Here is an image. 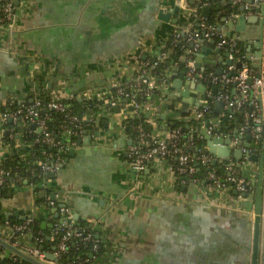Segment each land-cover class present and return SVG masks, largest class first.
<instances>
[{"label": "crops", "instance_id": "0c3cea01", "mask_svg": "<svg viewBox=\"0 0 264 264\" xmlns=\"http://www.w3.org/2000/svg\"><path fill=\"white\" fill-rule=\"evenodd\" d=\"M18 1L13 25L0 26V106L17 107L53 96L84 104L91 101L93 108L86 116L88 127L71 148L75 153L70 155L69 150L65 159H58L55 178L44 180L38 189L28 180L14 178L9 189H0L1 219L22 223L33 217L50 235L62 220L60 208L66 206L80 223L95 230L94 237L103 247L101 257L91 264H253L255 190L248 200H240L233 188L216 189L179 176L160 157L151 160L148 169L133 174L129 151L135 134L126 125L131 108H94L97 93L131 81L146 60L163 52L171 56L175 44L188 53V38L203 22L214 19L217 26H224V34L233 36L221 19H230L239 7L229 0H205L211 15L204 17L201 6L189 4L190 15H181L176 24L159 19V11L170 10L173 0ZM259 28L258 22L249 23L239 32L244 55L256 52L253 44ZM201 39L199 45L210 53L201 57L182 54V65H175L169 75L170 90H163L157 104L143 108L150 129L158 135H167L175 122H184L187 148L206 145L202 130L210 117L195 119L192 112L199 107L182 113L183 101L199 100L201 108L211 107V117L220 124L227 114L225 109L224 114L217 111V96L201 100L204 93L199 84L207 86L209 79H196L198 86L187 83L191 58L196 63L200 60L204 69L197 68L199 72L216 74L224 61L207 63L211 54L217 60L230 55V48H220L212 38ZM214 88L226 89L232 97L239 95L234 84L222 88L213 83L206 95H212ZM186 89L188 96L183 95ZM250 106L232 117L234 127L237 123L239 130L248 127ZM25 132L24 125L0 120V165L9 157L33 153ZM247 134L245 130L241 135ZM262 137L263 141L252 143L259 155L264 150V132ZM251 166L253 172L247 173L257 181L258 163ZM53 193L58 198L50 206ZM0 234L20 247L35 244L29 233L18 234L4 222ZM4 256L13 255L4 249ZM258 264H264V210Z\"/></svg>", "mask_w": 264, "mask_h": 264}, {"label": "built area", "instance_id": "2783aa9c", "mask_svg": "<svg viewBox=\"0 0 264 264\" xmlns=\"http://www.w3.org/2000/svg\"><path fill=\"white\" fill-rule=\"evenodd\" d=\"M201 6L205 0H196ZM232 6L238 7L242 4H246L249 8H257L261 4H264V0H229ZM17 8L16 0H0V26L13 25L15 10ZM215 39L220 48H230L231 52L229 59L234 63L228 66V69L224 71L222 75H217L211 71L208 73H202L195 67L194 61L190 59V66H188L187 78L201 79L207 78L213 84H221L224 87L234 84L239 95L232 97L227 91L221 90L217 95V100H223L225 102V110L228 118L234 117V115L246 105L251 104V112L248 118L253 120L252 133L253 138L257 142L264 132V60L263 69L260 77L259 72L254 69L249 61L241 54V46L238 40L233 36H228L219 30L216 23L203 22L200 25L198 31L192 33L188 38L190 41L195 42V49L188 48L189 53L194 52L199 46V40L202 38ZM191 56V55H190ZM166 57V53L163 52L154 61H145L139 68L138 73L134 75L131 81L127 83L116 84L113 90L100 91L96 94V104L102 103L101 108L108 106L111 108L123 107L131 108L132 115L126 118V120L136 118L138 121L132 122V129L136 133L135 141L130 147V157L132 159V171L142 172L146 165L156 157H160L168 162L169 167L176 174L181 177L188 176L195 183L203 184L216 189L233 188L239 192V195L250 194L255 190L256 180L249 174L250 169L247 168L246 160L242 161L243 166L239 167L235 161L220 160L212 154H202L201 152L191 153L188 150L194 146L191 145L187 148L186 144L181 145L184 138V132L181 126L172 129L167 135H158L156 132L150 129L149 124L141 122V114L143 112V106L138 100V94L141 92L143 98L146 100V104L153 106L157 104L159 96H162L163 90L169 91V80L166 77L162 78V82L150 73L151 66H157L160 59ZM192 57V56H191ZM236 62L242 63V68H237ZM249 79L253 82L250 84ZM129 90H132L130 92ZM261 95L263 98V104L257 101V96ZM257 104L254 106L255 100ZM216 99V98H215ZM71 103L66 100L50 96L47 98H37L32 104H26L21 106H14L13 104L0 106V120L3 123L11 121L15 125H24L26 135L31 139L29 140L33 148L36 144L45 145V149H41L40 152L44 155V161L40 162L41 170L45 173L57 172L58 159L52 150H56L57 153L69 152L71 148L76 146V138L83 133L82 118L75 114H69L68 111L71 108ZM255 108V109H254ZM47 111H56L65 113L67 116V124L62 126V136L59 138L54 136V133L48 128L47 122L51 115ZM195 119H208V133L219 136V132H215V127H219L220 121L214 119L212 115L211 107L205 106L203 108H195L192 112ZM36 127L33 128L32 125ZM247 126H243L239 130V134L244 133ZM40 130V132L38 131ZM240 134V135H241ZM240 138L234 139L236 144ZM193 144V143H191ZM58 155V154H57ZM23 160H27V164H32V161L28 159V156L22 157ZM212 164H221L223 166V172L219 173L217 169H212ZM202 166L208 167L207 173L200 177L197 176V172ZM247 171H249L247 173ZM10 176L9 171L0 170V186L5 179ZM58 194L55 193V200L49 202L50 206H55L57 202ZM60 214L62 220L57 225V230L64 232L61 239L57 243L52 252L56 258L61 256L62 253L68 250L69 241L72 237L80 238L86 242H93V251L96 252L100 246V241L94 237L93 233H84V231L74 229V219L70 209L66 206L60 208ZM33 217H27L22 223L13 224L11 221L6 220L5 224L12 227V229L20 234L30 230ZM41 238H37L34 246L22 247L31 255L44 260L46 253L38 249V242ZM18 245V244H16ZM19 246V245H18ZM1 249H3L0 246ZM14 258H17L13 256ZM92 260H97L98 256L94 253L91 254ZM89 261V260H88ZM73 264H87L83 261H74Z\"/></svg>", "mask_w": 264, "mask_h": 264}, {"label": "water", "instance_id": "95a60500", "mask_svg": "<svg viewBox=\"0 0 264 264\" xmlns=\"http://www.w3.org/2000/svg\"><path fill=\"white\" fill-rule=\"evenodd\" d=\"M174 6L170 10L161 9L159 11V19L163 22H173L178 24L180 22L179 17L181 15L189 16V10L188 5L196 6L198 5V8H200V3H198L196 0H173ZM251 1V0H247ZM19 4V1L16 0V5ZM238 11L240 14H237V12H233L232 17L229 19V17H223L221 19L222 22H227V25L232 29L233 37L234 39L241 41L239 37V32L245 31L247 28V25L249 23H259L260 28L258 32V37H256V40L254 42V48H256V52L252 53L251 55L246 54L245 58L250 62L251 66L259 71L258 76L260 77V73L263 69V60H264V4H261L257 8H248L246 4H242L238 6ZM202 9V15L204 17H209L211 15V7L209 5H203L201 6ZM251 13V14H249ZM259 14L261 16H259ZM174 16V18H172ZM219 30H222L224 26L219 25ZM182 35L185 37L187 35V31L183 30ZM202 42V39L199 40V43ZM213 44L216 43L215 39H212ZM245 46L249 49V44L245 43ZM188 48L193 50L195 49V42L190 41L188 43ZM221 49L217 48L215 50L216 53H219ZM213 52V51H212ZM231 51H228V55ZM210 53V49H206L205 46L199 45L196 50L192 53H187L188 55H191L193 57H201L204 55H207ZM217 55V54H216ZM212 58L207 61L209 64H216L217 61L223 62L224 67H220L217 71V75H222L225 71V67L233 65V61L224 58H219L218 60L215 59L216 56L212 55ZM210 56V57H211ZM193 61H195L193 59ZM200 60H197V63H195V67L198 69H204L199 64ZM237 68H242L241 62H236ZM248 82L251 84L253 82L252 79H249ZM187 83H190L194 86L197 85L196 79L189 80ZM181 84V83H180ZM198 87L200 92H203L204 94L201 95V100L207 101L208 98H215L219 90L218 88H214L213 94L210 96L206 95V88L207 86H211V81L208 82L207 86L204 84H199ZM184 96H188L189 92L186 89L183 93ZM257 101L260 104H263V98L261 95L257 96ZM201 102L198 100L194 103H189L187 101L182 102V110L184 114H189V110L193 107H200ZM215 105L217 108V111L221 114H224L225 112V102L223 100H217L215 101ZM166 107H168L166 105ZM252 109V107L250 106ZM119 109V107H118ZM243 112H241L242 114ZM224 119H228V115H224ZM185 120H188V118H185ZM238 121V120H237ZM248 127L246 129V132L248 133L246 136H242L239 134V123L236 124L233 131L229 133L226 136V133H223L220 131L219 127H215V132H219V136H216L214 134L208 133V124L209 121L207 120L205 122V130H202V134L206 140V145L203 147L199 146H192L188 151L191 153L201 152L202 154L208 155L212 154L217 159H222L225 161H229L232 157L234 158L236 165L239 167L243 166V160H246L247 168L250 169L253 172V167L251 166V163H258V174H257V181H256V188H255V197H254V247H253V264H258L259 262V244H260V235H261V222H262V215L264 210V150L259 154H257L256 149L252 147V143L254 141L253 133H252V126L253 120L251 118L247 119ZM33 128L36 127L35 124L32 125ZM40 132V130H38ZM240 138V140L237 141V143H234V139ZM245 139V141L243 140ZM259 141H263V137L261 136L259 138ZM75 153L74 149L70 150V155H73ZM148 165H146V168L148 169ZM133 174H136L132 171ZM187 178H189L187 176ZM236 191V190H235ZM236 194L238 195V198L240 200H248L249 194H242L239 195V192L236 191ZM51 199L55 200V193L51 195ZM57 210V209H56ZM75 220H78V216L75 215L73 217ZM25 219V218H24ZM0 246L8 250L12 253L13 256L19 258L20 260H23L29 264H58L57 258L53 253H46V258L44 260H41L33 255H31L29 252H27L24 248L13 244L12 242H8L5 240L2 235L0 234Z\"/></svg>", "mask_w": 264, "mask_h": 264}, {"label": "trees", "instance_id": "16d2710c", "mask_svg": "<svg viewBox=\"0 0 264 264\" xmlns=\"http://www.w3.org/2000/svg\"><path fill=\"white\" fill-rule=\"evenodd\" d=\"M234 11L238 12V8H234ZM208 22L216 23L214 19H209ZM169 46L171 47L170 44ZM173 47L175 49L171 56L166 55L165 58L158 60L159 64L157 66L150 67V70H149L150 73L153 76H155L158 80H160V82H162L161 80L163 77H166L167 79L169 78V75L171 74L172 69L174 68L175 65L182 63L181 62L182 54L188 55L187 53L183 51V48L181 45L175 44L173 45ZM240 56H244V52L242 49H241ZM154 60L155 58H151L146 61L152 62ZM217 87L224 88V86H222L221 84H217ZM129 91L132 92V90H129ZM45 98L47 97H44V99ZM137 98L139 102L141 103V106H143L144 108V106L146 105V101H145L146 99L143 98V95L141 94V92L138 94ZM66 101L70 102L72 105L68 113L78 115L80 118H82L83 130L86 129L88 127L86 116L90 114L91 108H93L92 106L93 102L90 101L89 103L90 105H89V104H84L82 102H79L76 99H73L72 101L70 100H66ZM102 103L99 102V104L94 108L98 110V108L101 107ZM47 112H49L51 115L50 119L47 122L48 128L54 133V136H57L60 138L63 132L62 126L67 124V116L65 115V113H62V112H56V111H47ZM233 120L234 119L232 118L231 119L228 118L227 120L223 118L219 126L220 131H222L223 133L230 132L231 129H233L234 127ZM133 121L137 122L138 120L134 117L132 119L126 120V125L131 131H132ZM140 121L142 123L143 122L148 123V121L146 120V115L143 112L141 114ZM182 123L184 124V122ZM182 123L175 122V125L170 127L172 129H175L178 126H181L182 131L184 132L183 134L184 138L182 142L180 143L181 145L185 143L184 139L186 138V135H187L186 127ZM134 134H135L134 137H136L135 132ZM26 138L28 140H31L27 135H26ZM77 140L78 138H76V141ZM45 147H46L45 145L36 144V146L33 149V153L28 155V159L32 161V164H27V160H23L22 157L16 156V155L7 158L0 165V170L9 171L10 176H8L5 179L3 184L0 186V189L3 190V192L9 189V187L13 183L14 178H17L19 181L28 180L29 184L35 185L37 189H38L37 185L44 182V180L55 178L56 172L45 173L41 170L40 162L44 161L45 157L40 152V150L45 149ZM52 151L53 153H55L57 157H59V159H65L68 156V152L57 153L56 150H52ZM208 169H209L208 167L202 166L201 169L197 172V176H200V177L204 176L207 173ZM212 169H217L219 173L223 172V166L221 164H212ZM10 220L13 224L16 223L13 219H10ZM3 222L5 223V220L1 219L0 217V224ZM74 229L84 231V233H90V232L95 233V230L88 228L87 225H85L84 223H80L78 220H74ZM25 233H29L34 242H36L37 238H41V241L38 242L37 247L39 249L40 247H42L41 251L44 253L46 252L52 253L54 251L55 246L57 245L62 235L64 234V232H62L61 230H57V227H56L54 229L53 234L48 235L46 231L41 229L39 221L35 219H33L31 223L30 230ZM103 251L104 250L101 244L98 250L94 252L93 242H86L85 240H83L82 237L80 238L72 237L69 241L68 250L62 253L61 256L57 258V262L58 264H73L74 261H83L87 264H91L93 262V260L91 259V254L95 253L98 256V258H100L101 255L103 254ZM0 264H29V263L23 260H20L19 258H14L13 256H10V257L4 256V249L0 248Z\"/></svg>", "mask_w": 264, "mask_h": 264}, {"label": "rangeland", "instance_id": "374dc122", "mask_svg": "<svg viewBox=\"0 0 264 264\" xmlns=\"http://www.w3.org/2000/svg\"><path fill=\"white\" fill-rule=\"evenodd\" d=\"M33 243H34V242H33ZM31 245H33V244H31ZM34 245H35V244H34ZM34 245H33V246H34Z\"/></svg>", "mask_w": 264, "mask_h": 264}]
</instances>
